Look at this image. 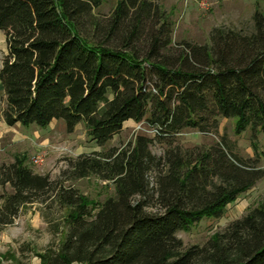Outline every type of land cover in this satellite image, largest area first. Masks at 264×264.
Wrapping results in <instances>:
<instances>
[{
  "label": "trees",
  "instance_id": "16d2710c",
  "mask_svg": "<svg viewBox=\"0 0 264 264\" xmlns=\"http://www.w3.org/2000/svg\"><path fill=\"white\" fill-rule=\"evenodd\" d=\"M0 0L7 44L0 67V114L9 126L83 123L105 146L125 122H146L132 146L70 158L59 179L16 157L0 164V224L29 203L66 208V239L53 264H264L261 204L205 245L185 248L177 233L264 180V169L240 157L224 137L208 148L173 145L185 128L208 133L221 118L235 131L264 134V11L250 33L216 28L210 45L173 44V24L151 0ZM166 145L162 155L154 143ZM95 175L114 195L96 206L66 182Z\"/></svg>",
  "mask_w": 264,
  "mask_h": 264
},
{
  "label": "rangeland",
  "instance_id": "374dc122",
  "mask_svg": "<svg viewBox=\"0 0 264 264\" xmlns=\"http://www.w3.org/2000/svg\"><path fill=\"white\" fill-rule=\"evenodd\" d=\"M151 1L172 22L173 44L179 51L185 42L210 45L212 31L216 28L250 33L254 29L255 12L264 11V0ZM116 4L117 0H101L95 13L100 17H107ZM6 53V37L0 31V65ZM3 106L4 99L0 93V109ZM140 134L154 136L146 122L129 120L119 134L101 147L90 141L83 123L78 124L73 132L67 130L63 119H54L47 127L36 124L9 126L0 114V164L11 163L16 157H20L35 172L59 179L62 171L68 167L70 158L105 152L113 147L122 149L132 146ZM224 137L235 153L246 160H254L264 169V134L259 133L254 137L251 129L237 134L233 118H221L219 129H211L208 133L185 128L176 136L173 145H179L183 150L208 148L223 141ZM151 148L155 154L162 155L166 145L156 142ZM37 155L43 158L39 164L33 162V157ZM65 185L76 187L96 206L115 193L112 182L95 175L66 182ZM263 194L264 180H260L229 204L222 217H205L187 230L179 231L177 236L182 239L185 248L203 246L218 233H222L231 222L259 206ZM2 203L3 199L0 197V206ZM66 212V208L50 200L34 202L23 207L12 223L0 224V264H53L68 232Z\"/></svg>",
  "mask_w": 264,
  "mask_h": 264
},
{
  "label": "built area",
  "instance_id": "2783aa9c",
  "mask_svg": "<svg viewBox=\"0 0 264 264\" xmlns=\"http://www.w3.org/2000/svg\"><path fill=\"white\" fill-rule=\"evenodd\" d=\"M43 161V158L40 155L34 156L33 157V162L36 164H39Z\"/></svg>",
  "mask_w": 264,
  "mask_h": 264
},
{
  "label": "crops",
  "instance_id": "0c3cea01",
  "mask_svg": "<svg viewBox=\"0 0 264 264\" xmlns=\"http://www.w3.org/2000/svg\"><path fill=\"white\" fill-rule=\"evenodd\" d=\"M2 65V64H1ZM1 65H0V67H1Z\"/></svg>",
  "mask_w": 264,
  "mask_h": 264
}]
</instances>
